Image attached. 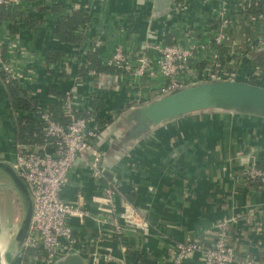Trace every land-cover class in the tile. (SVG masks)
I'll return each instance as SVG.
<instances>
[{"label": "crops", "instance_id": "crops-1", "mask_svg": "<svg viewBox=\"0 0 264 264\" xmlns=\"http://www.w3.org/2000/svg\"><path fill=\"white\" fill-rule=\"evenodd\" d=\"M152 2L24 0L11 12L0 10V38L25 50L21 55L12 49L5 53L20 75L17 87L42 103L55 91L67 88L71 76L76 75L81 82L78 110L84 112L90 104L101 127L110 124L107 129L111 125L121 129L127 119L120 123L116 121L118 117L133 107L156 100L163 80L158 73L154 78L135 80L117 69L99 73L93 63L108 68L105 61L117 46L127 53L140 54L139 48L146 42L166 44L170 27L179 36L184 29L183 23L199 25L195 29L207 34L208 30L200 27L205 20L200 14L208 11L214 0H180V9L183 8L180 14L153 18L150 12L145 18L148 10L151 11ZM76 11L87 13L86 28L82 29L84 34L79 25L72 31L74 42L54 37L61 19ZM149 29L155 34L153 39L148 34ZM248 34V28L239 30L236 27L230 33L227 46L216 48L223 64L232 58L239 60L233 50L246 44L250 38ZM97 37L101 39L102 47L92 52L90 45ZM149 54L156 59L154 52ZM249 54L243 58L241 77L247 70L244 63H250L253 58L262 61L261 53L254 52L251 59ZM196 60L191 61V65L201 71L204 63L201 60L196 65ZM90 72L94 76H90ZM8 110L9 99L0 85V162L10 165L17 143L14 122L6 115ZM52 110L54 115L62 117L59 105ZM108 118L111 122L106 124ZM27 120L36 124L34 120ZM107 129L101 133V140L93 141L91 149L113 157L114 153L109 149L113 146L111 142L120 139L121 135L118 136L116 131L109 134ZM251 153L257 159L258 168L264 169V119L254 114L192 115L153 129L124 157L105 165L108 175L119 181L115 213L105 219L118 220L124 226L125 205L129 204L138 219L147 225V231L134 228L126 230L121 237L111 233L110 225L95 223L98 205L94 199L100 196L104 186L96 184L86 162L78 160L69 174L62 198L70 201L81 195L86 211L92 215L81 224L75 219L71 221L74 234L81 243L79 253L89 259L92 254L98 255V264H170L176 245L196 242L208 247L224 233L226 243L238 259L264 264V189L249 185L243 175L247 156ZM0 189V192L2 189L7 192V198L0 197V201L11 206L9 209L15 222L8 231H3L1 225L10 211H0L1 216V213L5 215L0 218V238L6 237L9 241L16 229V221L18 224L21 207L1 173ZM222 224L226 225L223 230L218 227ZM101 232L104 236L99 238ZM0 251L4 252L1 242ZM25 252L11 264H31L30 259L23 261ZM104 255H109L111 260L105 261ZM183 264H201L199 254L194 253Z\"/></svg>", "mask_w": 264, "mask_h": 264}, {"label": "built area", "instance_id": "built-area-1", "mask_svg": "<svg viewBox=\"0 0 264 264\" xmlns=\"http://www.w3.org/2000/svg\"><path fill=\"white\" fill-rule=\"evenodd\" d=\"M23 2L24 0H0V10L11 12ZM181 7V2L177 3V8L172 13L178 14L183 9H180ZM76 9L79 10L80 7L76 6ZM85 9L87 8L84 7ZM256 11L261 13L252 15ZM204 12L200 14L205 19L200 27L207 29V34L200 32L199 28L195 29L199 26L195 24L183 23L184 29L179 36L170 27L168 43L146 42L140 46V54L127 53L117 46L105 61V66L123 71L134 80L144 77L154 78L158 73L163 82L157 92V99L173 91L211 82L238 80L250 85L263 86L262 63L257 58H251L254 57V52L262 53L264 57V0H214L209 10ZM212 25L216 28L211 29ZM236 27L239 30L248 28L250 38L239 50H233L237 54L236 59L239 60L232 58L231 61H224L223 64L216 53V48L227 46L230 33ZM83 28H86L85 24L79 29L84 34ZM148 34L153 39L152 36L155 34L150 29ZM100 40L97 37L91 42L90 51L96 52L102 47ZM10 49L20 55L25 51L16 43L10 44L0 38V77H5L4 80L0 78L2 87L10 80L15 82L20 80L13 63L5 56L6 51ZM150 52L155 53L156 59L149 54ZM248 53L251 61L244 63L247 65V70L241 77L239 71L244 62L243 58L246 59ZM195 59H197L196 65L201 60L204 63L201 71L191 65V61ZM89 74L94 76L92 72ZM80 85L78 76H71L69 86L55 91V94L49 98L47 96L45 102L37 103L35 113L12 111L10 108L6 113L7 118L13 122L18 118L31 119L42 127L43 142L17 144L14 159L10 164L26 186L32 201L31 225L24 244V251L32 254L31 264H51L61 255L80 252L78 248L81 243L74 234L71 221L75 219L81 224L84 220L92 218V215L86 211L81 195L78 194L70 201H64L62 198L69 174L78 160L85 161L91 178L96 184L102 183L104 186L100 196L94 199L98 205L95 223L110 225L111 233L118 237H121L126 230H134V228L147 231V225L138 219L129 204L125 205L127 215L124 226L118 220L105 219L115 213V197L119 192V181L115 176L108 175L103 167L104 153L93 151L91 145L110 124L105 128L101 127L90 104H87L84 112L78 110L77 101L81 102ZM85 101H88V97ZM56 105L60 106L64 122L58 121L54 116L52 107ZM110 122L111 119L108 118L106 124ZM243 175L252 183L260 182L264 187V172L258 168L257 159L252 153L247 156ZM218 227L223 230L226 225L222 224ZM103 236L101 232L99 238ZM175 248L176 253L170 264H183L194 253L199 254L201 264H255L250 259H238L233 248L226 243L224 233L208 247L193 242L178 244ZM98 257L92 254L90 259L88 258L90 264H98ZM103 259L111 260L109 255H104Z\"/></svg>", "mask_w": 264, "mask_h": 264}, {"label": "water", "instance_id": "water-1", "mask_svg": "<svg viewBox=\"0 0 264 264\" xmlns=\"http://www.w3.org/2000/svg\"><path fill=\"white\" fill-rule=\"evenodd\" d=\"M176 8V0H153L150 12L153 18H159L174 12ZM207 113H224L233 116L253 113L264 119V79L263 86L250 85L238 80L199 84L173 91L154 101L129 109L116 120L120 122L121 119H127L129 130L121 135L120 139L110 141L113 146L109 149L113 151L114 156L104 154L103 167L124 157L153 129L183 117ZM109 131L110 129H107L106 132ZM0 173L14 190L22 215L11 237L12 241L8 242L4 252L0 251V264H11L24 252L25 239L31 225L32 201L26 186L8 163L0 162ZM51 264H90V262L78 252H69L61 255Z\"/></svg>", "mask_w": 264, "mask_h": 264}, {"label": "trees", "instance_id": "trees-1", "mask_svg": "<svg viewBox=\"0 0 264 264\" xmlns=\"http://www.w3.org/2000/svg\"><path fill=\"white\" fill-rule=\"evenodd\" d=\"M177 2L180 0H176ZM55 10V9H54ZM3 11V10H1ZM261 12L256 11L252 15H259ZM3 17H8L7 15H2ZM85 16L87 13L84 11H76L73 14L65 16L59 22L56 30L54 31V37L57 39L64 41V42H74V36L72 35V31L75 30L79 25H84ZM150 16V10L144 15L145 18ZM215 25H212L211 29H215ZM262 54V53H261ZM50 57V53L47 54ZM53 54H51L52 56ZM262 56V55H261ZM260 56V57H261ZM259 58V57H258ZM49 59V58H48ZM262 65L261 68L264 69V57L262 56ZM93 68H95L99 73H107L112 68H102L98 64L93 63ZM1 79H5V77L1 76ZM4 88L6 90L8 99H9V108L12 111L18 112H33L37 111V101L34 98L28 97L25 92L17 87L16 82L14 80H10L9 83L4 84ZM253 114V113H251ZM55 118L60 121L64 122L65 120L63 117H58L56 114L54 115ZM121 116V115H120ZM13 132L15 136V141L17 144H35V143H42L43 136H42V127L40 125L34 124L33 122L25 119V118H18L14 120L13 124ZM264 172V169H262ZM249 185H253L257 188H264L260 182L252 183V181L247 180ZM27 251L25 252L23 261H27L30 259L32 254Z\"/></svg>", "mask_w": 264, "mask_h": 264}, {"label": "rangeland", "instance_id": "rangeland-1", "mask_svg": "<svg viewBox=\"0 0 264 264\" xmlns=\"http://www.w3.org/2000/svg\"><path fill=\"white\" fill-rule=\"evenodd\" d=\"M146 1V0H145ZM177 3H180V1H178ZM197 6V5H196ZM194 8V7H193ZM189 11V10H188ZM127 123H128V121H127ZM129 126V125H128ZM1 190V189H0ZM0 197H4V198H7V192H6V190L5 189H2V191L0 192ZM5 203V204H4ZM9 208H11V206L9 207L8 205H7V202H4V201H0V211L1 210H5V212L7 213V212H9L10 211V209ZM2 214V216L0 215V218L1 217H4L5 215L3 214V213H1ZM5 218L7 219V220H5L4 221V223L1 225V227H2V229H3V231L4 230H6V231H8L11 227V225H13L15 222H13V215H12V212L10 211V213L9 214H7L6 216H5ZM21 218H22V215L20 214V217H18V222L21 220ZM16 225H17V221H16ZM13 235V234H12ZM11 235V236H12ZM10 241H12V238L10 237V239H9V241H8V238H6V237H3V238H0V242H1V244L3 245V249H4V251L6 250V248H7V245H8V243L7 242H10Z\"/></svg>", "mask_w": 264, "mask_h": 264}, {"label": "flooded vegetation", "instance_id": "flooded-vegetation-1", "mask_svg": "<svg viewBox=\"0 0 264 264\" xmlns=\"http://www.w3.org/2000/svg\"><path fill=\"white\" fill-rule=\"evenodd\" d=\"M122 121H123V119H121L120 120V122L122 123ZM129 130V127H128V123L125 121V123L123 122V126H122V128L121 129H116V128H114L113 126L110 128V131L108 132L109 134L112 132V131H116V132H118V136H119V134L120 135H123V134H125L127 131ZM115 133V132H114Z\"/></svg>", "mask_w": 264, "mask_h": 264}]
</instances>
